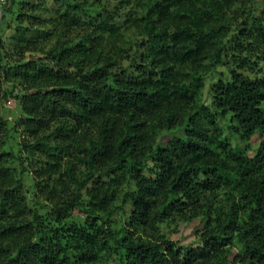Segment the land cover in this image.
Returning a JSON list of instances; mask_svg holds the SVG:
<instances>
[{
    "label": "trees",
    "instance_id": "1",
    "mask_svg": "<svg viewBox=\"0 0 264 264\" xmlns=\"http://www.w3.org/2000/svg\"><path fill=\"white\" fill-rule=\"evenodd\" d=\"M15 14L0 101L22 116L0 115V264H229L235 242L237 263L264 264V4L22 0ZM195 218L189 242L160 232Z\"/></svg>",
    "mask_w": 264,
    "mask_h": 264
},
{
    "label": "rangeland",
    "instance_id": "2",
    "mask_svg": "<svg viewBox=\"0 0 264 264\" xmlns=\"http://www.w3.org/2000/svg\"><path fill=\"white\" fill-rule=\"evenodd\" d=\"M21 1L22 0H15V3H12L13 0H4L2 2L0 1V58H2L6 52L9 53V51L11 52L15 48V44H14L15 39L13 38V34L15 31V25L17 24V21L15 20V17H16L15 12L17 11L18 4ZM259 3L260 5H263L264 0H259ZM10 7H12L13 9H11ZM33 13L42 14L43 16H46L48 19L53 18L52 13L44 9L39 10V11H34ZM42 42L44 45L43 50L45 48H50V46L53 45V40L45 41L43 39ZM38 53L37 52L29 53L27 56L28 57L35 56V55H38ZM225 69L226 68L223 66L219 67V71H223ZM216 77H218L217 73H215L211 79H207V85L204 90V99H206L207 101L209 100V93L207 92L210 86L209 83L214 81ZM17 90L21 92L23 88L19 87ZM263 107H264V104H263ZM0 115H2L5 118H8L10 120V123L14 120H18V118L22 116L21 105L18 102V100L12 97L1 100L0 101ZM18 128L19 130L12 131V138L10 139V142L13 145L15 150H17L19 147L18 142L23 140L26 134L21 127H18ZM256 140L257 138L255 137L252 138L250 140V144H252L253 146H256V143H257ZM241 144H246V142L241 143ZM253 150L254 149L251 148L250 152H252ZM29 174H31V176L33 175L31 170ZM122 191H125V188H123ZM226 200H227V194L225 193V191H221L219 194L218 200L215 202L216 207L217 205H222V204H223L222 208L225 209L226 207H228V205H226L227 204ZM77 213L78 215H76L75 218L84 220L86 214H84L83 216V213H80V212H77ZM241 216L244 217L245 214L244 215L242 214ZM111 221H112L113 226L116 229H119L125 226L126 224V220L124 219L122 214L119 212L116 213L112 217ZM201 226H202L201 219L195 218L189 223L181 222L179 220H174V221L170 220L168 222L161 223L159 225V228H160V232H162L163 234H165L166 237L172 240H175L178 242H189L195 239V229L196 228L199 229ZM232 247H233L234 253L230 256L229 264H243L240 262L237 263L236 259H234L235 258L234 254L236 255L237 253H240L242 251L240 248V244L238 242H235ZM107 260L108 261H105L102 264H115L114 262H116V258L114 255H110V257H107Z\"/></svg>",
    "mask_w": 264,
    "mask_h": 264
},
{
    "label": "built area",
    "instance_id": "3",
    "mask_svg": "<svg viewBox=\"0 0 264 264\" xmlns=\"http://www.w3.org/2000/svg\"><path fill=\"white\" fill-rule=\"evenodd\" d=\"M1 2L4 1V0H0Z\"/></svg>",
    "mask_w": 264,
    "mask_h": 264
}]
</instances>
